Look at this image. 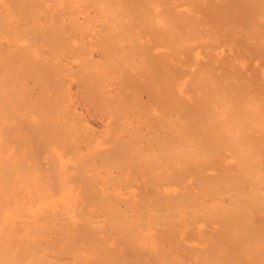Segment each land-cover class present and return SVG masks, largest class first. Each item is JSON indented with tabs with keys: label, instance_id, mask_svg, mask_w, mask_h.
I'll use <instances>...</instances> for the list:
<instances>
[{
	"label": "bare ground",
	"instance_id": "1",
	"mask_svg": "<svg viewBox=\"0 0 264 264\" xmlns=\"http://www.w3.org/2000/svg\"><path fill=\"white\" fill-rule=\"evenodd\" d=\"M212 1L216 2L215 0ZM204 2L205 1H203V4ZM244 2L246 3V1ZM61 3L67 5V10H68L69 7L72 5L73 1L72 0H0V264H184L180 260L181 256L186 257V259L189 257L195 258L196 260L195 263L193 264H232L226 262L227 261L226 259H223L222 256L225 255L224 253L225 251L223 249L222 244L225 243V241L228 239L231 238L237 239V237L242 236L244 237L245 240L243 239L244 241H239V242H243V245L246 246V248H248V246L254 243V240L251 238V235L252 234L255 235L259 233L258 229H254V228L248 229L249 224H251L250 219L252 218L251 216H253L252 213L257 212L255 216L256 215L259 216L260 214H258V212L259 213H261L260 211L264 212V120L261 121L264 118H261V120L257 118V115L260 111L259 107L264 105V101L262 105H261L262 101H260L259 99H258V102H260L259 104L256 102L257 101L256 100L255 102L254 101L248 102L249 104L242 103V104H237L235 106H232L231 104L224 105L221 95L216 94L215 98L217 102L220 104V106L224 108L221 107L220 109H216L215 106L211 105L210 100L206 101V103L183 102L181 104L176 101L177 97L175 98L174 96L175 90L172 88L174 87V84L173 86H171L173 81L172 82L170 81L171 74L169 72L161 71V68H158V70L156 69L154 72L155 73L154 78L151 75L152 73L150 74V73L142 72L143 74L141 78L144 79V83H141L140 81L137 82L139 83L137 85L139 86L138 88L139 90H136V92L137 91L142 92L141 90L143 91L146 90L145 93H147V96L150 98V104L153 105L152 108L169 112L170 114L176 116L178 115L180 118L185 116L189 119V121L187 120L188 124L186 126L182 125V130L176 131L174 133L172 132L173 134L170 135L165 134L166 135L165 140H167V142L169 143L170 141L172 142L175 139L177 140L182 138H190L196 144H198L196 145L197 147H195L193 144L191 145V143L186 145L183 141L179 142L176 145L179 146L178 148L175 147V150L170 149L166 151L167 154L166 155L164 154V159H168L172 161L176 160L178 164V165L175 164V166L177 167L176 170L177 171L179 170L182 173L181 176L182 175L185 177L189 176L188 179H190L193 182L192 184L193 186H195L196 191L198 189L200 193H202L201 195L203 196L201 197V201H200L196 198L195 194L190 195L194 187L186 186L188 184L183 185L184 188L182 194L180 195L177 193L173 194V192H169L168 189H166V187L170 186L167 185L166 183L171 182L172 175L169 172H164V179H166V181H156L155 179L152 178L153 176H149L148 178H146L147 170L144 171V169L143 171L141 170L138 171L141 173V175L143 174L142 176L145 179V181L143 182L144 185H142L145 187H143L142 192L139 194V199H133L132 197H134V195H132V193H128L130 198L121 197L118 196L117 194H110V192L114 193L113 190H115V188L122 186V183L125 184L123 181L125 180L124 172H123L125 168H129L132 172V170L135 169L134 166L137 167L138 169L139 166L146 165L145 163L148 160L151 161L150 165L151 163L154 164L151 170L153 169L163 170L162 167L164 166L163 164L164 162L162 163L155 162L156 158L154 155L151 154H150L151 156L147 158L131 155L129 152L130 148H128L127 144L124 143L123 138H122L123 143H121L122 142V141L120 142L121 139L119 140L118 136L116 134L115 135L113 134L115 131L111 132V134L113 135L110 137L111 135L110 134L108 137L109 140H107L108 143H110L113 146L109 149V152L111 150V153L112 152H114V154L118 153L117 155H115L116 157H114L113 159L111 153L107 152L108 150L104 153L103 151L102 152L100 151L101 153H99L98 151L97 154L94 155L86 150L84 153L85 154L84 156L86 157H83L82 154H80V156L78 155V153L81 150L80 149H79L80 151L77 150V147L79 148V146H81L82 144L85 143V145H82L84 149L85 147L89 146L90 150L95 149L96 146H92L93 145L91 144L92 140L89 139L88 136L86 137V135L88 134L82 132V131L85 132L86 129L84 130L81 129L82 131L80 130L85 136H81L82 134L81 132H79L81 133L79 134L80 136L77 134L79 130H76L77 128L72 124L71 116L68 114V111L66 110V105L62 103L63 98L65 95H67V93L66 94L64 93L65 90L64 88L62 89L63 85H60V83L62 84V81L65 82L66 75L67 77L69 74L71 75L72 70L74 73V69H73L74 67L71 69V71L70 68H68L67 70L69 71L66 70L64 72H57L58 70H56V67L60 68V65H57L55 63L49 64V62L45 61L46 63H43L41 67L37 66V64H35V62L29 58L28 50L26 49L27 47H25L24 44L25 40L23 39L26 38V40L30 42L33 46L34 45H36L37 47L38 46L41 47L43 45L44 46L47 45V47L51 46L52 49L48 47L49 49H51L49 53L52 56H55V60L56 57L60 59L61 58L60 56H65L66 52L71 48L73 51L70 50L72 52L68 51L67 54L73 53L72 55L74 56L75 55L74 53L78 52L77 53L78 56L77 54L76 56L79 57V54L81 53L82 50L80 52L77 51L76 49L78 48L76 46H73L74 48L71 47V45L73 44H71L69 48L66 47L68 49L67 50L65 46L69 44L66 45L65 44L66 42L64 41L65 45H63L62 44L63 42L62 43L60 42L61 40L63 41L64 39L67 40L66 38H62V39L60 38L61 40L59 39L56 40L58 37L63 36V35L59 36L61 34V32L59 31L60 30L59 25L63 24L62 20H60V15L62 14V12H59L54 16H51L49 18L50 20L41 19L43 15L49 13V8L53 6H60ZM239 3L237 4V6L239 5ZM247 3L245 5H248V7L252 9V11L256 10V8L252 7L255 4L252 5L251 3H257V2H249L248 4ZM99 4H100L99 2H93V7L97 5L100 6ZM198 7H200V5ZM218 7L216 9L217 12L220 11V13H218L220 17L222 16L226 17L225 14L229 15V13H226L227 8L225 6L221 5L222 8L225 7L226 9L225 8L221 9ZM100 9H102V7ZM224 9L226 12L224 11V15H220L221 11ZM241 9L242 11L244 10V8ZM241 9L239 10L240 12ZM54 10L57 9L55 8ZM143 12L145 11L133 12L135 18H138L137 16H142L140 20L137 19L141 22V24H139L138 27V31L140 32L139 34H136L135 37L137 36L139 38L140 35L149 36L152 42H154L155 44L160 43L161 46L164 45L167 48L168 47L171 48V50H169L170 53L172 54L174 53L173 55H176L175 53L179 51L175 47L176 44L167 41L166 37H163L162 35L163 33L160 34L159 30H157L154 24H150V23L147 24L146 20H144L145 13L142 14ZM65 15L67 16V14ZM146 15H147V10H146ZM219 16L215 18H219ZM225 19L228 21V23H226ZM225 19H224L225 22L223 24L226 23L225 25L229 26L230 18L229 19L225 18ZM184 20H186V18ZM256 20H258V18ZM70 21L69 22L72 24L73 21L71 19ZM65 23L67 24L66 21ZM42 24L45 27H43ZM121 27L122 26L120 25L118 28ZM42 28L44 29L49 28L50 32L46 33L47 35L49 34V36H45L43 38L42 35H44L43 34L44 32L41 33V35L39 33L38 36L40 35L42 36V38L40 40H37L38 38L37 33L44 31ZM250 29L252 28L250 27ZM113 31L114 30L108 33V38L111 39ZM45 32H48V29L45 30ZM260 34H256V35L259 36ZM52 37L54 38V41H51V39H53ZM137 37L136 39H138ZM135 40L133 39L134 42ZM55 41L57 44H55ZM67 41H71V40H67ZM243 41L244 40H242L241 42L242 44ZM59 43L60 45L63 46L61 47ZM135 43H133L132 46L134 49H136V50L133 49L134 51H137L138 47H140V50L141 48L143 49L142 56H140L141 51H139V49L137 51L138 52L137 55L140 53L138 57L142 58L141 60L142 61L144 60L143 61L144 63L146 62L151 63L157 57L165 56L164 53L161 55H155L151 53L152 49L149 44L148 45L143 44L144 46H141L138 45L141 43L140 42V43H136L138 46L137 45L135 46L134 45ZM145 45L147 47L150 46L151 50L147 49ZM247 45L248 44H246V46ZM157 46H159V44ZM116 47L118 50L124 51L122 44H118ZM143 47H145L146 50ZM166 47L165 49H167ZM63 48L66 49V51L63 50ZM185 49L183 48V50ZM115 51L116 49L112 47H110V49L108 50L109 54H112V57L116 59L117 54ZM167 57L166 59H168ZM63 58L66 59V57H62L61 59ZM81 58L83 57H80V59ZM217 59L219 60L218 57ZM141 60H139L140 63ZM82 62L83 61L81 60L79 64V68L81 64H83L81 68H83L85 65H88L87 64L88 61L86 62V64L85 62L83 63ZM159 64L162 65V63ZM233 65L235 64L233 63ZM88 67L89 66H87V69ZM206 67L207 66L205 67L199 66L198 69L190 71V73L187 75L188 77L185 79L187 82H189V86L191 87L187 89L186 91L187 94L193 93L195 88L197 89L200 88L201 92H203V95L199 94L201 100L205 99L206 96H208V92L210 88L212 90H215L213 86L215 84H219V82L217 81L218 78L216 79L215 77L212 76L210 77L208 75L210 69L208 67L209 70H207L205 69ZM75 68L77 69L78 67ZM81 68L80 71L83 70ZM75 71H79V69ZM109 72L110 71H108V73ZM197 72L200 78L197 77ZM82 73L83 72H81L80 74L81 78L77 77V79L79 78L83 83V80L88 79V77L86 78L85 76L84 78V74ZM108 73L106 75H108ZM98 75H100V73ZM180 75L182 76V72ZM241 76L242 75H240V77ZM248 76H250V74ZM96 78L97 77H95L94 79ZM148 79H151V81H149ZM146 80H148L149 82ZM251 80L252 79H249L250 82ZM59 81L60 83H58ZM87 81L89 80H86V82ZM225 81L228 82V83L226 82L227 83L226 86H229L228 78H226ZM247 81L245 82L247 83ZM99 82L100 79L98 83ZM146 82H148V86L145 85ZM250 82L248 84H250ZM245 85L246 84H244V86L242 85V88L243 87L245 88L246 87ZM116 86L115 88H118ZM235 86H237L236 83ZM232 87H234V85ZM74 88H76V86ZM135 88L137 89V87ZM125 90L126 89H124V91ZM240 90L242 89L240 88ZM73 94H75V92ZM98 95L104 102L105 107L110 109L109 113L111 115V118H113L114 116L115 119L117 115V111L113 107L114 105L112 106L109 103L110 100L109 102H107L106 101L107 98L104 99L102 97V92H98ZM184 98L186 99L185 94H184ZM92 109L91 111H94V108ZM225 111L227 112L232 111L233 114H230L229 117L233 118V120L235 119L237 120L236 122L233 123L232 127L228 125L227 119L222 116L223 114H225L224 113ZM262 111H264V108ZM169 113L167 114L169 115ZM262 114L264 113L262 112ZM117 118L116 120H118ZM101 124L102 123H100V125ZM116 124L115 126L118 127V129L116 130L120 131L121 130V128L119 130V127H121L120 124L119 123ZM143 127H145V125ZM230 128L233 129L231 131H227L230 130ZM242 128L243 129L248 128L251 135L250 138H252L249 140L250 143L252 142L251 143L252 145L249 142L246 143L250 144L251 147L252 146L254 147V145H256L258 147V150H256V152L255 149L257 148H252L251 150H249L247 156L241 158V161L244 164L243 169H239L238 171L233 169L234 170L233 171L225 167L224 166L225 164L223 165L224 156L221 153L220 150L221 146L219 144V139L221 138H219V135L214 136L213 134L218 133L221 130H226L227 135L230 134V136L228 137L230 143L229 144L227 143L228 145H230L235 143L234 140L237 139V135H238L236 133H239ZM204 130H205L204 133H199L200 131L203 132ZM103 132L100 131V133ZM144 134L148 135L147 133H143V135ZM92 136H90V138H92ZM95 136L96 135H94V139ZM247 137H249V135ZM76 140L80 141L79 145H77L78 143ZM105 141L103 144L107 145ZM130 145L132 147V144ZM199 145L203 147H200ZM114 146L116 147V151H112L113 148L115 149ZM119 147H124L125 149L123 148L120 151L118 150L120 149ZM244 150L243 151L238 150L237 152L238 154L242 155V153L244 154ZM132 151L133 150H131V152ZM257 151L259 155L256 157L253 156V153L255 152L257 154ZM127 152L131 155L130 156L128 154L130 157L129 156L127 157ZM235 154L236 153L234 152L233 155ZM180 155H183L182 159L181 160L179 158L176 159ZM110 156L111 159H109ZM152 156H154L155 159ZM104 157L105 158L107 157L108 159L107 158L106 159L109 161L107 163H104L107 161L105 160L103 162L104 168L103 167L102 168L105 169V171L109 170L108 173H104V174L106 175L108 174L106 178L108 177L109 178L108 180L107 179L106 180L111 185L107 184V182L105 184L109 185V187H113V182H114L113 180H116V182L118 181L119 184L122 180L121 185L117 184V186H115L113 190L112 188H110L112 191L108 190L109 187L106 186L103 182H101L103 181L102 180L103 178H101V176L99 175V173L101 172L98 171L99 172L98 173L96 171V165L101 167V164L100 165L99 163L97 164L96 161L101 159L100 160L101 162L102 158ZM157 158L159 157L157 156ZM193 158L199 161V163H191L192 161L190 162V160ZM84 161L86 162L88 161V164L89 162H92V164L86 165ZM99 168L97 170H99ZM112 168L114 170L116 169L115 172L119 174L118 176L114 177L113 175H111L113 174ZM208 171L210 173H206ZM71 173L72 176L70 175ZM132 173L134 174V171ZM134 176L136 177V175ZM102 177L104 176L102 175ZM174 177L175 176H172V178ZM129 178L132 177L130 176ZM128 182L130 184V181ZM101 183L104 184V186L102 184V187H106L105 189H107L108 187V189L105 190L101 188L100 185ZM131 183L132 184L130 185H134L133 181ZM115 184L116 183L114 182V185ZM125 187L124 189L126 193L127 187L126 188ZM118 189L121 190V187ZM107 191L110 192L106 193ZM191 211H193L194 213H191ZM207 214H214V215H218L219 217L221 216L223 218L219 223L220 225H217L221 227L220 231L218 232L221 238L215 240V238H212L211 233L207 232V229L205 232L203 231L201 233H197L198 231L196 233L192 231L189 235H187V237L189 238L188 242L190 241L199 242L201 245L204 246V248L206 247V249H204L205 251H203V249L200 248L191 247V248H186L185 251L181 250L180 253L177 252L176 253L177 255L174 256L173 253L171 252L173 250L174 251L179 250L184 240V239L182 240L181 237H179L178 233L175 231L174 226L176 225V221H177L176 217L181 218V215L184 216L190 215L189 216L191 219L190 221L194 220L199 222V220H201V215H203L206 219H209ZM239 214H243V215H239ZM235 216L238 218L236 219V222L231 221L230 220L231 217H235ZM256 218H258L257 219L258 221L256 222L259 225H261L260 222H262L264 226V217L259 216ZM179 223L180 222H178V225ZM125 224H128V227ZM164 226H167L166 228H170V229L164 230L163 229ZM244 227H248L247 228L248 230L245 231ZM152 228L157 229L156 237L158 239V243L160 244L159 249H155L151 247L149 248L145 245L150 242V237H152L151 235L154 236L153 232L151 231ZM226 228H228L230 231L228 233L229 235L224 236V230ZM213 232L214 231H212V233ZM105 235L108 237L109 243H106V240L103 238ZM259 235L261 236V234ZM221 239L223 241H220ZM261 240L263 239L261 238ZM229 243L231 244V241L228 242L227 244ZM233 244L234 242H232V246ZM166 245H168V247H165ZM221 253H223L224 255H221ZM263 253H260V255H262ZM178 255L181 256L179 257ZM260 255L258 254L259 257ZM181 259L184 260V258Z\"/></svg>",
	"mask_w": 264,
	"mask_h": 264
},
{
	"label": "rangeland",
	"instance_id": "2",
	"mask_svg": "<svg viewBox=\"0 0 264 264\" xmlns=\"http://www.w3.org/2000/svg\"><path fill=\"white\" fill-rule=\"evenodd\" d=\"M72 1H73V3L69 7L68 10H67V5H65L64 3H61L60 6H53V7L49 8V13L43 15L41 19L42 20L43 19H45V20L47 19L48 20L51 16H54L55 14H57L59 12H62V14L60 15V20H62L63 24L59 25V27H60L59 31L61 32V34L59 36L63 35L64 37L63 36L58 37L56 40H58V39L61 40L62 38H66L67 40H71V41H67V40L64 39L63 41L61 40L60 42L61 43L63 42L62 43L63 45L69 44V45L65 46V48L66 47L69 48L70 45L73 44V45H71V47L76 46L78 48L76 50L79 51V52L82 50L81 53H83V54L80 53L79 57H77L78 56V54H77L78 52H76V53H74L75 54L74 56H76V54H77V56L74 57L72 55L73 53L72 54H67V52L72 50V48L69 49V50L66 48L68 51L66 52L65 56H60L61 58L62 57H66V59L65 58L61 59L60 58L61 59L60 60L59 58L56 57V60H55V56H52L49 53L51 51V49H52L51 46L50 47L48 46L51 49H49L47 47V45H45V46L43 45L41 47L40 46L37 47L36 45L33 46L30 42H28L26 40V38H23V39L25 40L24 44H25V47H27L26 49L28 50L29 58L31 60H33L35 62V64H37V66L41 67V65L43 63H46V62H49V64H54L55 63L57 65H60V68L56 67V70H58L57 72H64L68 68H70V71H71V69L74 67L73 68L74 69V73H73V70H72L73 74L71 72H70L71 75L68 73L69 75H68V77L66 75L67 78L65 77V79H66L65 82L62 81V84L60 83V81L58 82V83H60V85H63L62 89L64 88V90H65V92L64 91H61V92H64L65 94L67 93V95H65L63 93L65 96L63 98V102L62 103L66 105V110L68 111V114L71 116L72 124L77 128L76 130H79L77 134L79 135L82 132L83 133H87L88 135H86V137L88 136V138L92 140L91 141V144H93L92 146H96V148L93 149V150H90L89 146L88 147L84 146L85 147V149H84L83 146H82V145H85V143H84V144L81 145L82 149H81V146H79V148L77 147V150H79V149L81 150V151L79 150L80 152L78 153V155L80 156V154H82L83 157H86V156H84L85 155L84 153H85L86 150L89 153L93 154V155L97 154L98 151H99V153H101L102 151L104 153L107 150H108L107 152H109V149L111 147H113V146L110 143H108L107 140H109L108 137L111 134V132L115 131L113 134L114 135L116 134L118 136L119 140L121 139L120 142L122 141V138H123L124 143L127 144L128 148H130L129 152H130L131 155L141 156V157H144V158H147V157H150L151 155H154L155 158H156L155 159L154 156H152L156 160V161L155 160L154 161L155 162H161V163L164 162L163 163L164 166L162 167L163 170L162 169H158V170L157 169H153V170H151V168H152V166L154 164L151 163V165H150L151 161H148L146 159L147 160L146 163H145L146 165L139 166L138 169H137V167L134 166L135 169L133 168L134 170H132V172L134 171V174L131 172V170L129 168H125L124 169L125 171L123 170L124 179H125L123 181H124L125 184L122 183V186L118 187V188L121 187V190H120L118 188H115V186H117V184H119L118 181L116 182V180H113L116 184L114 185V182L112 181L113 182V187H109V185H111L107 181L109 177L106 178L108 176V174L107 175L104 174V173H108L109 172V170L105 171V169H103L104 168V163H107L109 161V160H107L108 158L107 157H106L107 159L105 157L102 158L101 162H100L101 159H99L96 162H97V164L99 163V165L101 164V167L96 165V171L97 172L98 171L101 172V173L98 172L99 175L101 176V178H103L102 179L103 181H101V182H103L104 184L107 182V184H109V185H107V184H105V185L109 187V189H108V187H107V189L110 190V191H112L115 188V190H113L114 193H112L110 191H107L106 193L110 192V194H117L118 196L125 197V198H130L128 193H132V195H134V197H132L133 199H139V194L142 192L143 187H145V186H142V185H144L143 182L145 181V179L142 176L143 174L141 175V173L138 172V171L139 170L143 171V169H144V171L145 170L150 171V172L146 171V173H147L146 174V178H148L149 176H153L152 178L155 179L156 181H166V179H164V172H169L172 176H175V177L172 178V176H171V182L166 183L167 185H170V186L166 187V189H168L169 192H173V194H176V193L179 194V195L182 194L183 193V188H184L183 185L188 184L186 186L192 187L193 186V184H192L193 182L190 179H188L189 176H186V177L183 176V175L181 176L182 173L179 170L178 171L176 170L177 167L175 166V164H177V161L176 160L172 161V160L164 159V154L165 155L167 154V152H166L167 150H170V149L171 150H175V147L178 148L179 146H176V145L179 142H182V141L186 145L191 143V145L193 144L195 147H197L196 145H198V144H196L190 138H182V139H177V140L175 139L174 141H172V142L170 141L168 143L167 140H165V136L173 134L176 131L182 130V125L186 126L188 124L187 120L189 121V119L187 117H185V116L180 118L178 115L176 116V115L170 114L169 112H165V111H162V110H158L156 108H152L153 105L150 104V98L147 96V93H145L146 90L145 91L141 90L142 92H140V91L136 92V90H139L138 89L139 86H137L139 83H137V82L140 81L141 83H144V79L141 78L143 73H150V74L152 73L151 75L154 78L155 77L154 76L155 70L156 69L158 70V68H161V71H167V72H169L171 74L170 75L171 76V80L170 81L171 82L173 81V82H172V85L171 84L170 85L173 86V84H174V87H172L175 90L174 91V96H175V98L177 97L176 101L181 103V104L183 102H185V103L186 102L206 103V101L210 100L211 101V105L215 106L216 109H220L222 106H220V104L217 102V100L215 98L216 94H219L222 97L224 105L231 104L232 106H235L237 104H242V103L246 104L248 102H253V101L255 102L256 100H257L256 102L259 104L260 102H258V99L260 101H262L261 102V105H262L263 101H264V52H263L264 51V0H244V1H246V3L248 1L249 2H257V3H251L252 5L255 4L252 7L256 8V10H253V11H252L251 8L248 7V5H245L246 3L243 0H240V1L239 0H215L217 3L213 2L212 0L211 1L210 0L209 1L208 0H198V1L197 0H194V1L193 0H169V1L168 0H155V1L154 0H72ZM135 1L138 2V3H136ZM195 1H196V3H195ZM203 1H205L204 4H203ZM241 1H243V2H241ZM93 2H99L100 6H98V5L95 6L96 7V9H95V7H93ZM238 3H239V5L237 6ZM132 4H134V5H132ZM199 5L202 8L198 7ZM218 5H219V7H218ZM221 5L225 6L227 8L226 9L225 7H223V8L226 9L227 12L224 9V10L221 11L220 15H224V11L226 13H229V15L225 14L226 17L222 16L223 18L224 17L227 18V19L230 18L229 19V23H230L229 26L225 25L226 23H228V21L224 18L226 23L223 24L225 22L224 19L218 15V13H220V11L217 12L216 8L218 7V8L223 9L221 7ZM137 6H138V8H137ZM101 7H102V9H100ZM239 7L244 8V10L242 11V9L239 8ZM55 8L57 10H54ZM130 8H132V9H130ZM240 9H241V12L239 11ZM250 9H251V11H250ZM146 10H147V15H146ZM248 10L250 11V13H249ZM139 11H145L142 14L145 13L144 14V16H145L144 20H146L147 24L148 23L154 24V26L157 28V30H159L160 34L163 33L162 35H163V37H166L167 41L173 42V43L176 44L175 47H176V49L179 50V51H177V53H175L176 55H173L174 53L173 54L170 53L169 50H171V48H169V47L167 48L164 45L161 46L160 43H158L159 46H157L158 44H155L154 42H152V40H151V38L149 36L140 35L139 38L136 36L138 38V39H136L135 35L139 34V32H140V31H138V27H139V24H141V22L139 20H140V18L142 16H137L138 18H135L134 15H133V12H139ZM71 12H73V13H71ZM212 12H213V14H212ZM65 14H67V16ZM211 14H212V16H211ZM218 16H219V18H215V17H218ZM78 18H79V20H78ZM185 18H186V20H184ZM257 18H258V20H256ZM70 19L73 21V23H72L73 25L70 23L71 22ZM137 19H139V20H137ZM254 20L257 21V22H255ZM65 21L67 22V24L65 23ZM251 22H252V24H251ZM250 24H251V26H250ZM255 24H257V25H255ZM66 25H67V27H66ZM120 25L122 27L118 28ZM42 26H43V24H42ZM227 26H228V28H227ZM43 27H45V26H43ZM250 27L252 29L254 27L255 30L254 29L253 30L250 29ZM156 28H155V30H156ZM204 28H206V29H204ZM42 29L44 31L38 32L37 36H38L39 33L41 35V33H43V32H44L43 33L44 35H42L43 38L45 36H49V34L48 35L46 34V33L50 32L49 28H47L48 32H45V30H47L46 28L45 29L42 28ZM112 30H114V31H113L112 37L110 39V38H108V33L110 31H112ZM189 31H190V33H189ZM256 34H260V35L257 36ZM39 36H38L37 40H40L42 38V36H40V37ZM133 39L134 40L135 39L138 40V41L135 40L136 43H140L141 42L140 44H138V45H141V46H144L143 44H146V45L149 44L151 46L152 50L150 49V46H148L149 47L148 48L145 45V47L147 49H150L151 53H153L155 55H161V54L164 53L165 56H160L161 58L157 57L156 59H158V60L155 59L153 61L154 64H153V62L144 63L143 62L144 60L142 61L141 60L142 58L138 57L140 53L137 55V53H138L137 51L139 49V51H141L140 56H142V53H143L142 50L143 49L141 48V50H140V47H138L137 51H134L136 49H134L132 47L133 43H135L133 41ZM242 40H244L243 44L241 43ZM51 41H54V38L51 39ZM64 41L66 42L65 44H64ZM136 43L134 44L135 46L137 45ZM52 44H54V43H52ZM55 44H57L56 41H55ZM118 44H122L123 45L124 51H120V50L117 49L116 46ZM246 44H248V45L246 46ZM59 45H60V43H59ZM63 45H60V46L62 47ZM244 46H246V47H244ZM110 47L116 49V51H115L116 54H117L116 59L114 57H112V54H109L108 50L110 49ZM145 47H143V48L146 50ZM165 47L167 49H165ZM181 48H182V50H181ZM183 48L184 49L186 48V49L183 50ZM214 48H217V49H214ZM262 48H263V51H262ZM66 49L63 48V50H65V51H66ZM257 50H258V52H257ZM72 51H70V52H72ZM259 51H260V53H259ZM180 53H182V54H180ZM187 54H189V55H187ZM167 55H168V57H167ZM80 57H83V58L80 59ZM163 57H164V59H163ZM166 57L168 59H166ZM213 57H215V58H213ZM217 57L219 58V60L217 59ZM214 59H215V61H214ZM216 59L218 60V62H217ZM81 60L83 62H85V64L88 61L87 62L88 65L84 66L86 68H84V67L81 68L83 66V64L80 65V68L83 69L82 71H80V68H79V64H80ZM116 60H118V61H116ZM139 60H141V63H140ZM56 61H57V63H56ZM172 61L174 62V64H173ZM58 62H59V64H58ZM159 63H162V65H160ZM233 63L235 65H233ZM150 64H151V66H150ZM227 64H229V65H227ZM87 66H89L88 67L89 70L87 69ZM152 66H153V68H152ZM168 66H171V67H168ZM199 66H201V67L207 66L205 69H207V70L210 69L209 72H208V75L210 77L211 76L215 77L216 79L218 78L217 81L219 82V84H215L213 86L215 90H212L210 88L209 92H208V96H206V98L202 99V100L199 97V94L203 95V92H201L200 88H198V89L195 88L193 93H189L191 96L189 94H187V92H186L187 89L191 88V87L189 86V82H187L185 79L188 77L187 75L190 73V71L198 69ZM217 66H218V68H217ZM75 67H78L77 69H79L80 72L79 71H75V70H77ZM208 67H209V69H208ZM177 69H179V70H177ZM185 69H186V71H185ZM229 69H230V71H229ZM150 70H152V71H150ZM67 71H69V70H67ZM108 71H110V72L108 73ZM81 72H83L82 74H84V78H85V76H86V78L88 77V79H86V80H89V81L86 82V80H83V83H82V81L79 78L77 79V77L81 78V75H80ZM181 72H182V76L180 75ZM99 73H100V75H98ZM107 73H108V75L111 78L108 75H106ZM178 73H179V75H178ZM183 74H185V75H183ZM249 74H250V76H248ZM78 75H80V76H78ZM240 75H242V76L240 77ZM244 75L246 76V78H245ZM72 76H73V78H72ZM100 76H101V78H100ZM95 77H97V78L94 79ZM197 77L200 78L198 76V72H197ZM177 78H179V79H177ZM226 78H228L229 86H226V84L228 83L227 81H225ZM99 79H100V82L98 83ZM231 79H232V81H231ZM245 79H247L248 81H249V79H252L251 82L249 81L251 85L248 84L249 82L247 80H245ZM78 80H80L81 83ZM148 80L151 81V79H148ZM148 80H146V81H148ZM106 81H108V82H106ZM217 81H216V83H217ZM245 81H247V83ZM115 82H117V83H115ZM126 82H127V84H126ZM148 82H146V84H145L146 86H148ZM232 82H234V83H232ZM205 83H208V82H205ZM235 83H236L237 86H235ZM114 84H116L117 86L114 85ZM122 84H123V86H122ZM124 84H126V85H124ZM244 84H246L245 86L247 88L245 87L246 88L245 89L243 87L244 88V90H243L242 85L244 86ZM74 85L76 86V88H74L75 87ZM102 85L104 86V88H103ZM110 85H111V87H110ZM128 85H129V88H128ZM233 85H234V87H232ZM112 86L114 87V89H113ZM115 86L118 87V88H115ZM135 87H137V89ZM248 87H249V89H248ZM240 88L242 90H240ZM124 89H126V90L124 91ZM133 90H135V91H133ZM233 91L234 92L236 91V92L234 93ZM74 92H75V94H73ZM98 92H102V97L104 99L107 98L106 101L109 102V100H110L109 103L112 106L114 105L113 107L117 111V115H116L115 119H114V116H113V118H111V115L109 113L110 109L105 107L104 102L102 101V99L98 95ZM112 92H114V93H112ZM126 92L129 93V94H127ZM124 93H126V94H124ZM123 94H124V96L125 95L126 96L124 97ZM184 94H185L186 99L184 98ZM120 95H122V96H120ZM136 98L138 100H140V101H138ZM82 100H83V102H82ZM148 100H149V102H148ZM224 100H226V101H224ZM86 103H88V104H86ZM263 106L264 105L259 107L260 111L258 110L259 113L257 115V118L260 119V120H261V118H264V114H262V112L264 113V111H262L263 108H264ZM92 108H94V111H91ZM135 108H136V111H135ZM222 108H224V107H222ZM98 110H100V111H98ZM132 110H134V111H132ZM89 112H90V114H89ZM129 112H130L131 115L129 114ZM94 113H97L98 115L94 114ZM167 113H169L170 117H169V115ZM224 113L225 114H223L222 116L227 119L228 125L230 127H232L233 123L237 121L236 119L233 120V118L229 117V115L233 114V112L232 111H228V112L225 111ZM116 118L119 121L116 120ZM73 119L76 121V124H75V121ZM154 119H156V120H154ZM152 120H153L154 124L152 123ZM263 120L264 119H262L261 121H263ZM144 121H145V123H144ZM83 122H84V124H83ZM100 123H102V124L100 125ZM116 123L120 124L121 127H119V130L121 128V130H122V131L120 130L121 132L116 130V129H118V127L115 126ZM95 124H97V125H95ZM80 125H82V126H80ZM144 125H145V127H143ZM152 125H154V126H152ZM101 126H103V127H101ZM139 126L142 127V128H140ZM99 127L101 128V130H100ZM78 128H80V129H78ZM87 128H88V130H87ZM108 128H110V129H108ZM112 128H113V130H112ZM81 129H83V130L86 129V131L84 132ZM93 129L98 131V132L94 131ZM102 129L105 132H103ZM232 129L233 128H230V130H227V131H231ZM89 130H92V131H89ZM100 131L103 132V133H100ZM109 131H110V133H109ZM227 131L226 130H221L220 132L215 133L213 135L214 136H218L219 135V138H221V139H219V144L221 146V148H220L221 153L224 156L223 157L224 158L223 165L225 164L224 165L225 167H227V168H229L231 170L234 169V170L238 171L239 169H243V166H244L243 162L241 161V158L246 157L248 151L251 150L252 148H257V149H255V152H256V150H258V147L256 145H254V147L250 146V144L252 142L250 143L249 140L252 139V138H250L251 135H250V131H249L248 128H246V129L242 128L239 133H236V134H238L237 135V139L234 140L235 141L234 144H230V145H228L230 143V141L228 140V137L230 136V134L227 135ZM79 132H81V133H79ZM157 132H158V134H157ZM204 132H205V130L203 132L200 131L199 133H204ZM206 132H208V131H206ZM83 133L81 134V136H85ZM98 133H99V135L100 134L101 135L99 136ZM143 133H147L148 135H146V134L143 135ZM93 134L96 135L95 139H94V135ZM113 134H111L110 137ZM89 135L90 136L93 135L92 136L93 139L90 138ZM248 135H249V137H247ZM147 136H148V138H147ZM104 137H105V139H104ZM127 139H129V140H127ZM247 139H248V141H247ZM130 140H131V143H130ZM226 140H227V142H226ZM78 141H77V143H78L77 145L80 144V141L79 142ZM104 141L106 142L107 145L103 144ZM92 142H94V143H92ZM246 142H249L250 144H247ZM121 143H123V141ZM130 144H132V147H131ZM148 144H149V146H148ZM158 144H159V146H158ZM165 146H167V147H165ZM158 147H160V148H158ZM200 147H203V146H200ZM119 148L120 149H118V150L121 151L124 147H119ZM163 148H164V150H163ZM131 150H133L134 152L133 151L131 152ZM160 150H161V152H160ZM238 150H241V151L244 150V154L245 155L243 153H242V155L238 154V152H237ZM112 151H116V147H115V149L113 148ZM163 151H164V153H163ZM159 152H160V154H159ZM234 152L236 153L235 155H233ZM109 153H111V150H110ZM112 153H111V155H112V159H113L114 157H116L115 155H117L118 153L117 154H114V152H112ZM254 153H253V156H255V157L259 155L258 151H257V154L256 153L254 154ZM128 154L129 153L127 152V157L130 155V154L129 155ZM157 156L159 158H157ZM182 157H183V155H180L176 159L179 158L181 160ZM109 159H111V156L109 157ZM105 160H107V161L104 162ZM190 162L191 163H199V161L195 160L194 158L191 159ZM84 163L86 165L92 164V162H89V164H88V161L87 162L84 161ZM82 164H83V162H82ZM98 168H99V170H97ZM128 170H130V171H128ZM112 171H113L112 172L113 174H111V175H113L114 177L119 175V174H117L115 172L116 169L115 170L113 169ZM129 172H131L132 174L129 173ZM137 172H138V174H137ZM161 172H163V173H161ZM73 173H75V172H73ZM206 173H210V172L208 171ZM70 175L72 176V173ZM102 175L104 177H102ZM129 175L132 178H129L130 177ZM134 175H136V177ZM160 176H162V177H160ZM104 178H105V180H104ZM136 179H138L140 182L138 180H136ZM180 180H182V181H180ZM128 181H130V184H132L131 182L133 181L134 185H130ZM121 182H122V180H121ZM121 182H120L119 185H121ZM103 183H101L100 185H101V188L105 189L106 187H102ZM104 184H103V186H104ZM125 186L127 187L126 193H125V189H124ZM193 187H194V189H192L190 195L195 194L196 198L201 201V197L203 196V195H201L202 193H200V191L198 189L196 191L195 186H193ZM110 188H112V190ZM107 189H105V190H107ZM105 190H104V192H105ZM197 192H199V193H197ZM260 212L261 213L258 212V214H260L259 216L264 217V212H262V211H260ZM191 213H194V212L191 211ZM256 213H252L253 216H251L252 218L250 219L251 224H249V226H248L249 228L248 227H244V228H245V231L248 230V229H251V228L258 229L259 233H257V234H258L259 237L257 236V234H255V235L252 234L251 238L254 240V243H252L250 246H248V248H246V246L243 245V242H239V241H244L245 240L244 237H242V236L237 237V239H235V238L232 239L231 238V239L226 240L225 243L222 244L223 249L225 251L224 252L225 255L223 253H221V255H224V256H222L223 259L227 260L226 262H229V263H232V264H234V263L235 264H264V259H263L264 258V255H263L264 254L263 253L264 252V249H263L264 248V235H263L264 234V231H263L264 230V226H263L262 222H260L261 225H259L256 222V221H258L257 220L258 218H256V217H259L257 215L255 216ZM239 215H243V214H239ZM183 216L184 215H181V218L176 217L177 221H176V225L174 226V228H175V231L178 233L179 237H181V239L182 240L184 239L185 241L183 240V243L180 246L179 250H176V251L173 250L171 252V253H173L174 256L177 255L176 254L177 252L180 253L181 250L185 251L186 248H191V247L192 248H200V249H203V251H205L204 249H206V247L204 248V246L201 245L199 242H193V241L188 242L189 238L187 237V235H189L192 231H194L195 233L197 231H198L197 233H201L203 231L205 232L206 229H207V232H210L211 235H212V238H215V240L221 238L219 236V233H218L220 231L221 227L217 226V225H220L219 223L223 219L221 216L219 217L218 215L207 214L209 219H206L203 215H201V220H199V222L198 221H194V220L190 221L191 220L190 217H189L190 215H188V216L185 215L187 217H185V216L183 217ZM236 219H238V218L235 216V217H231L230 220L236 222ZM253 220H254V222H253ZM202 221H204V222H202ZM208 221L210 222V224H209ZM215 221H216V223H215ZM178 222H180L179 225H178ZM125 225L128 227V224H125ZM166 227L167 226H164L163 229L164 230L165 229H170V228H166ZM211 230L214 231V232L212 233ZM151 231L153 232L154 236L151 235L152 237H150V242L145 244V245L147 247H149V248L151 247V248L159 249V245L160 244L158 243V239L156 237L157 236L156 235L157 229L152 228ZM229 231L230 230L228 228H226L224 230V236L229 235L228 234ZM259 234H261V236ZM103 238L106 240V243H109L108 237L106 235ZM261 238L263 240H261ZM153 240H155V241H153ZM220 241H223V240L221 239ZM230 241H231V244L230 243L227 244ZM232 242H234L233 246H232ZM255 242H256V244H255ZM170 243H172V242H170ZM165 247H168V245H166ZM249 249H251V250H249ZM262 249H263V251H262ZM243 250H244V252H243ZM260 253H263V254L260 255ZM258 254L260 255V257L258 256ZM181 258H184V260L181 259ZM181 258H180V260L184 264H193V263H195V260H196L193 257H189V258L186 259V257H182L181 256ZM176 261H178V260H176ZM185 262H187V263H185Z\"/></svg>",
	"mask_w": 264,
	"mask_h": 264
}]
</instances>
